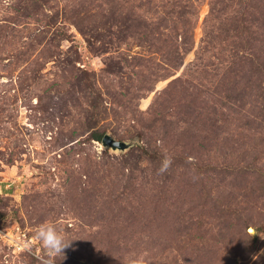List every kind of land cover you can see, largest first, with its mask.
<instances>
[{
  "label": "trees",
  "instance_id": "obj_1",
  "mask_svg": "<svg viewBox=\"0 0 264 264\" xmlns=\"http://www.w3.org/2000/svg\"><path fill=\"white\" fill-rule=\"evenodd\" d=\"M28 2L41 11L48 3L45 0ZM71 2L69 6L82 10L84 14L69 20H73L93 47L100 42L102 52L109 53L105 56L102 72L109 79L107 86L88 72L76 75L73 70L75 60H71L69 56L62 62L64 82L71 81L73 88L78 86L85 92L90 109L87 116V137L68 151L71 154L69 158L83 164L79 168L67 170V190L62 198L64 203L70 198L72 204H76L73 209L83 212L91 224L101 226V229L95 231H92L95 227H91L89 234L103 250L100 253L93 249L86 263L109 264L107 260L111 259L102 255L105 248L115 245L119 247L123 240L130 237L127 245L135 235L141 240L142 234L152 230L148 220L144 219L147 212L153 209V204L157 205L155 209L178 214L183 202L191 201L188 198L195 196L189 188L191 179L188 174L201 176L202 180H206L209 177L205 173L213 172V167L235 175L231 180L232 187L242 197L239 199L238 195L233 196L234 203L228 198L221 199L225 202L217 201L210 206L207 205V197H200L203 210L191 214L187 227L181 224L185 219L178 221L176 240L182 242L180 238L186 237L183 250L189 248L196 254L206 250L201 264H227L229 255L235 259L238 252L243 254L244 259L249 258L258 248L260 237L259 234L252 235L248 227L253 225L259 232L264 231V225L260 222L262 214L258 215L259 219L255 215L251 216L258 201L264 198V161L258 163L262 158L261 152L251 161L246 159V153L251 154L249 147H252V139H259L257 145L264 144V0ZM108 3L112 7L107 13H89ZM7 5L6 8H12L11 21H19L22 15L17 10L20 6L14 2ZM99 17H105L107 27L104 32L95 34L92 33L96 26L93 23L100 20ZM34 19L33 25H29L30 30L11 33L12 39L8 41L11 48H2V58H16L14 63L17 67L20 60L33 56L35 45H40L34 61L31 59L27 69L23 70L24 74L17 76L19 81L24 77V71L35 78L32 76L46 63L57 58L60 61L63 52L59 41L70 38L66 30L45 42L49 33L47 26L55 25L57 19L53 16ZM199 25H202V36L197 40ZM4 26L8 25L2 24L0 33L5 31ZM131 39L146 47L147 54L127 56L122 47ZM23 41L31 47L20 50ZM190 54L193 59L186 65ZM30 65H34V68H30ZM126 68L133 72L127 86L116 80ZM160 83L164 84L160 87ZM105 92L112 96L111 107L105 103L108 102L105 100ZM153 94L154 99L147 109H136L141 98ZM250 98H255L254 102L248 100ZM42 101L43 97L40 95V105L36 107L44 112ZM109 116L113 117V122L124 117L139 123L137 135L148 140L147 144L140 146L149 162L148 167L139 170L136 166H128V157L117 159L108 151H103L100 159L96 158L94 141H102L109 129V125L98 127L99 121L108 119ZM232 126L239 137L232 138L230 142L223 140L226 131L234 135ZM50 140L54 151L64 145L58 135L54 134ZM240 150H243L241 161L245 165L237 164L232 170L223 167L227 159ZM212 151L218 152L215 158L224 159L223 166L215 165V160L213 163L203 161V157L210 155ZM166 155L171 157L175 169L172 176L159 172ZM189 160L192 165L187 167L184 161ZM180 166H185L186 170L178 171ZM177 175L189 178L182 179L180 185L173 179ZM217 177L219 181H212L214 185L224 179L220 175ZM152 188L157 190V194H152L151 198L149 193L144 192ZM170 188H173L172 191ZM181 188L184 189L183 194ZM36 199L37 195L31 204ZM43 204L42 214H49L51 205L48 202ZM219 213L221 217L218 221L216 217ZM183 215L185 218L186 213ZM135 242L138 243L139 240ZM223 248L224 251H221ZM105 253L108 254L107 251ZM93 254H99L96 255V261L92 258ZM35 260L32 258L29 264H36ZM116 261L111 260L113 264Z\"/></svg>",
  "mask_w": 264,
  "mask_h": 264
},
{
  "label": "rangeland",
  "instance_id": "obj_2",
  "mask_svg": "<svg viewBox=\"0 0 264 264\" xmlns=\"http://www.w3.org/2000/svg\"><path fill=\"white\" fill-rule=\"evenodd\" d=\"M28 1L30 0H0V28L2 24L8 25L4 26L5 31L0 33V264H29L32 258L36 259V264H41V259L38 257H45V253L40 243L33 240V235L39 225L44 222H48L58 230H61L67 242L70 243L69 247L64 250V254L53 258L54 264H87L86 260L91 256L93 249L100 253L103 250V247L97 245L89 234L91 227H95L92 230L95 231L101 229V226L96 223L94 225L91 224L83 212L73 209L76 204H72L70 198L67 203L62 202V198L67 190V187H65L67 185L65 183L67 176H69L67 170L79 168L83 164L79 160L76 162L69 158L71 154L68 151L72 147H76L78 141L87 137L89 133L86 131L89 119L87 116L90 114V109L88 97L84 95L85 92L81 91L78 86L73 88L71 81L64 82L62 62L65 57L69 56L71 60H75L73 70L76 75L88 72L93 74L92 77L97 78L107 86L109 79L102 72L105 67V56L109 53L102 52L100 42H97L96 47H93L72 22L73 20H69L78 17L79 14H84L82 10H76L69 6L72 3L71 0H45L48 3L45 4L42 11L36 8L35 5L32 6ZM12 2L20 6L17 12L21 13L22 16L17 22L11 21L12 8H6L7 4ZM111 7L112 4H103L92 9L89 13L98 12L104 14ZM47 14H49L48 16L56 17L57 23L47 26L49 33L45 42L52 40L53 37L66 30H68L67 34H70L69 39L59 41L63 52L61 60L59 61V58H57L46 63L37 74L32 76L35 78H31L30 74H26L27 72L24 71L25 75L19 81L17 76L27 69L31 59V61H34L35 54L40 51V45H35L36 49L34 48L33 56L20 60V64L17 67L16 63H14L16 58H2L4 55L2 48L9 46L8 41L12 39L10 37L12 32H16V30L25 32L26 29H29V25H33L32 23L35 22L34 17L40 16L47 19ZM99 18L100 20L93 23L96 26L92 33H102L107 27L105 17ZM201 26L197 30V40L202 36L200 34ZM85 28L89 30L88 27ZM60 37L62 36L60 35ZM25 41H23L22 45L20 42V50H26L31 47L27 46V43H24ZM9 48L11 47L9 46ZM122 49L129 57L137 53L147 54V48L138 45L132 39L127 44H124ZM192 59L193 55L190 54L187 57L186 65ZM11 61L12 63H10ZM71 66L69 65V67ZM30 68H34V65H30ZM132 74L133 72L126 68L121 76H117V83L127 86ZM163 84L160 83L158 86L161 87ZM105 89L104 91H106ZM40 95L43 97L44 112L39 110V107H36L40 105ZM104 95L105 100L108 101L105 102L106 105L111 107L110 99H112V96H108L106 92ZM153 96L154 94L141 98L137 102L136 109L139 111L147 109L154 99ZM254 99L250 98L248 100L254 102ZM113 120V117L110 116L108 119H102L99 121L98 127L109 125L107 131L113 137L128 142L133 140L135 145L124 152H120L107 149L99 141H94V149L97 152L96 158L100 159L103 151H108L112 157H117V159L128 157V166H136L139 170L142 167H148L149 162L140 147L147 144L148 140L147 138L141 139L137 135L140 127L139 123L136 120L124 117L120 121L115 120L113 122ZM232 132L234 135L226 131L223 140L230 142L232 138L239 137L235 134L234 127ZM54 134L58 135L61 142L64 143L56 151L50 146V139ZM258 140H251L252 147H249L251 148V154L247 152L246 159L251 161L261 152L262 158H258V163H261L264 161V144L257 145ZM237 152V154L234 153L227 159L224 166L222 165L223 158H215L218 155L216 151H212L210 155H205L203 161L205 163H213V160H215V165L220 164L219 166L232 170L231 168L236 167L237 164L245 165L241 161L243 150ZM76 158H79V156H76ZM249 161L246 162L249 163ZM190 162V160L184 161V163H187L185 164L187 167L192 165ZM173 170L175 169L171 163V166L163 174L172 176ZM185 170V166L178 167V171ZM215 170H218V168L213 167V172L205 173L209 177L206 180H202L201 176L188 174L191 179L190 191L196 197L194 196V199L188 198V200H191L188 202L185 200L178 214L174 212L166 213L162 209H155L156 204H153V209L148 212L145 208H142V210L147 212L144 220H148L152 230L142 234L141 240L135 235L136 237L132 238L127 245L126 243L130 237L125 241L123 237V242H121L119 247L115 245L112 248H105V252L107 251L108 254L104 252L102 255L109 257L111 260H117L116 264H133L141 255L150 264H201V259L203 255H206L207 251L203 250L202 253L196 254L192 253L189 248L183 250V243L187 239L186 237L180 238V240H183L182 242L176 240L179 229L178 221L185 219L181 224L187 227V220L191 219V214L203 210L200 199L202 196L209 199L207 204L209 206L217 201L225 202L221 199L227 198L234 203L233 196L238 195L239 199L242 197L240 192L232 187L231 180L235 178V175L221 172V170L216 172ZM75 175L78 176V173H75ZM219 175L223 176L224 179L214 185L213 182L216 181L217 183L219 181L217 177ZM188 176L177 175L173 179H176L181 185V180L188 179ZM245 180L248 181L249 179ZM250 180L252 181V178ZM152 187L157 188L159 186ZM155 188H152V190L148 189L144 193H149L152 198V194H157ZM172 189L170 188L169 190L172 191ZM181 192V194L184 193L183 188H181ZM36 195L38 199L31 204ZM41 195H43L42 198ZM43 202H48L49 206L51 205L49 214H42L45 206ZM258 202L256 210L250 214L253 217L255 215L259 219L258 215L261 213L260 222L264 225V198H261ZM216 205H219V203ZM197 207L199 208L196 210H190ZM184 213H186L185 218L183 217ZM220 217L219 213L216 219L219 221ZM195 219L198 220L197 217ZM223 219H225V216H223ZM165 222L166 224L164 225ZM250 228L253 229L250 231ZM248 231L252 235L259 234L258 248L247 259L243 258L244 256L241 252L237 253L236 260L232 258V255H229V259L226 261L229 263L227 264H264V231L259 232L258 228L253 225L248 227ZM22 233H25V236H21L20 242L27 243L31 241V252L15 250L14 246L10 245L9 236L12 235L14 238H18L19 234L22 235ZM135 240H139V242L136 243ZM242 246V249H244L245 244ZM221 251H224V248ZM96 255L99 254H93L92 258L94 261H96ZM199 256L200 259L197 260ZM111 260H107V263L113 264ZM92 264L94 263L92 262Z\"/></svg>",
  "mask_w": 264,
  "mask_h": 264
},
{
  "label": "clouds",
  "instance_id": "obj_3",
  "mask_svg": "<svg viewBox=\"0 0 264 264\" xmlns=\"http://www.w3.org/2000/svg\"><path fill=\"white\" fill-rule=\"evenodd\" d=\"M171 163V157L166 155L161 163L159 172L161 174L166 172L171 166ZM33 240L38 241L44 250L45 257H38L41 259V264H54L53 258L64 254V250L70 245L62 231L58 230L54 225L48 222L39 225L33 235ZM25 250L29 252L32 251L31 241L27 242ZM133 264H150V262L141 255L133 262Z\"/></svg>",
  "mask_w": 264,
  "mask_h": 264
},
{
  "label": "water",
  "instance_id": "obj_4",
  "mask_svg": "<svg viewBox=\"0 0 264 264\" xmlns=\"http://www.w3.org/2000/svg\"><path fill=\"white\" fill-rule=\"evenodd\" d=\"M135 141H122V140H118L117 138L113 137L109 132H107L102 141H100V143L103 145V147L105 148H109L112 149L114 151H120V152H124L127 149L131 148L133 145H135L134 143ZM253 228H250V231Z\"/></svg>",
  "mask_w": 264,
  "mask_h": 264
},
{
  "label": "built area",
  "instance_id": "obj_5",
  "mask_svg": "<svg viewBox=\"0 0 264 264\" xmlns=\"http://www.w3.org/2000/svg\"><path fill=\"white\" fill-rule=\"evenodd\" d=\"M9 234V233H8ZM21 236H25V233H22V235L19 234L18 238H14L12 235L9 236V241H10V245L11 246H14V249L15 250H19V251H27L25 250V245L27 243L23 242L21 243L20 240H21Z\"/></svg>",
  "mask_w": 264,
  "mask_h": 264
}]
</instances>
